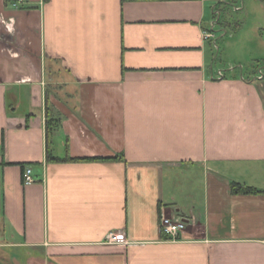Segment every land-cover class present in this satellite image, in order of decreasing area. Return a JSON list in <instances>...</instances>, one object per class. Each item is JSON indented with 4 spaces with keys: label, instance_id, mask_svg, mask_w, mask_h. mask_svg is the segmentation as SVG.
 I'll use <instances>...</instances> for the list:
<instances>
[{
    "label": "crops",
    "instance_id": "obj_1",
    "mask_svg": "<svg viewBox=\"0 0 264 264\" xmlns=\"http://www.w3.org/2000/svg\"><path fill=\"white\" fill-rule=\"evenodd\" d=\"M237 3L0 0V264H264V194L230 186L264 191V62L216 80L204 38Z\"/></svg>",
    "mask_w": 264,
    "mask_h": 264
},
{
    "label": "rangeland",
    "instance_id": "obj_2",
    "mask_svg": "<svg viewBox=\"0 0 264 264\" xmlns=\"http://www.w3.org/2000/svg\"><path fill=\"white\" fill-rule=\"evenodd\" d=\"M239 10L229 9L219 21L226 27L228 36L223 41L217 40L220 51L216 68L229 70L230 63L238 72L262 67L264 58V41L261 24H264V13L260 0H237ZM227 66V67H226Z\"/></svg>",
    "mask_w": 264,
    "mask_h": 264
},
{
    "label": "built area",
    "instance_id": "obj_3",
    "mask_svg": "<svg viewBox=\"0 0 264 264\" xmlns=\"http://www.w3.org/2000/svg\"><path fill=\"white\" fill-rule=\"evenodd\" d=\"M25 0H15L12 3V6L14 8H19L22 4H24ZM236 10H239L238 7L235 8ZM221 17V13L220 12H216L215 14V20L212 22L211 24V32L209 34H204V38L206 40L212 39L215 40V43L217 41V37L215 36V30L217 28V25L219 23V19ZM234 68H231V70H233ZM225 78V72L223 70L218 71L215 76L214 79L216 80H222ZM258 79L262 80L264 79V73L262 70L259 71V75H258ZM35 182L33 176H32V169L31 168H27L24 174V185H30L33 184ZM188 222L185 220H181V219H172V218H168L163 216L161 219V232L162 234L166 235L167 237H169L170 240H177L179 235L185 231L186 226H187ZM108 243L112 244V245H127L128 241L124 238V236L116 233V232H112L108 235Z\"/></svg>",
    "mask_w": 264,
    "mask_h": 264
},
{
    "label": "trees",
    "instance_id": "obj_4",
    "mask_svg": "<svg viewBox=\"0 0 264 264\" xmlns=\"http://www.w3.org/2000/svg\"><path fill=\"white\" fill-rule=\"evenodd\" d=\"M14 1L15 0H5L7 5H12V3ZM58 127H59V122L54 120V119H52L49 116V114H48V119H47V123H46L47 139H48L47 160H48V162H63V161L65 162V161H69V160H74V159L70 158L69 156L67 158H65V159H58V158H55L53 156V153H52L51 147H50V138L55 132H57ZM230 186H231V190H232V192L234 194H243V195H260V194H264V191H262V190H258V189L247 187V186H243V185H241L239 183H236V182H232Z\"/></svg>",
    "mask_w": 264,
    "mask_h": 264
}]
</instances>
